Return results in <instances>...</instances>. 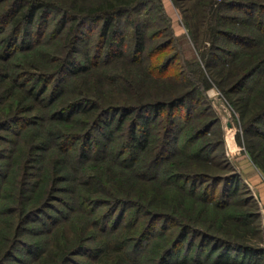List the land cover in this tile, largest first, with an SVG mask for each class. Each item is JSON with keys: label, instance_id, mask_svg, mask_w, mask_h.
<instances>
[{"label": "trees", "instance_id": "obj_1", "mask_svg": "<svg viewBox=\"0 0 264 264\" xmlns=\"http://www.w3.org/2000/svg\"><path fill=\"white\" fill-rule=\"evenodd\" d=\"M144 1L0 0V102L7 97L11 98L5 105L7 106L5 111L0 109V130L11 131L15 138L21 140L22 130L15 129L20 123L38 124L40 120L46 118L63 124L61 129L48 131L49 145L46 144V140L38 144L31 143L23 146L22 152L17 154L15 151L11 156L16 157L18 161L24 154L19 168V172L21 171L19 187L15 195L18 205L12 210V213L16 212L14 216L19 221L17 229L19 235L16 239L18 240L22 234L20 228H24L29 220L38 214H46L51 205H46L44 202L49 198L51 191L59 190V182L66 180V178L53 177L48 186L43 184L40 187L41 190L37 194L27 193L30 185L35 184L34 189L39 185L38 182L31 181L26 160L39 162L42 160L40 150H47L51 145L63 159L71 161V158H74L80 163L75 171L78 174V184L81 185L84 194L82 193L76 202L80 210L92 217L93 226L97 228L99 224L100 232H105L108 221L112 219L111 225L121 226L113 233V241L103 238L97 240L95 233L90 232L86 236L79 234L72 243L66 244L67 248L62 247L63 244L55 243L58 247L54 252H51L49 246H52L55 235L46 241L49 242L47 248L38 246L34 250L27 245L25 247L29 254L40 253V256L34 257L35 260L29 264H70L76 260L75 255H82L86 259L85 262H78L79 264L93 260L101 264L104 260L109 264H139L140 261L136 256L138 251L148 242H152L153 245L160 244L161 242H156L160 238H166L164 240L166 242L160 245L159 250L154 246L149 250V253L155 255V258H150L152 264H186L192 248H195V264H252L251 262L264 260V227L256 221L261 219V211L256 205L258 202L250 187L242 183L241 175L229 173L207 176L203 171H199L195 173V182L187 181L185 176L179 173L160 175L159 166L165 162L169 154L171 155L170 150L174 149L177 142L173 110L177 105L187 102L184 95L165 99L148 93L144 99L143 91L131 92L124 88L121 82L117 84L115 93L109 92V98L113 99L110 101L103 99L100 94L90 93L87 89H79L78 95L75 96L68 93L58 101L56 100L58 94L52 93L63 85L69 76L97 68L105 61L120 56L122 59L129 58L130 62L138 63L142 59L149 61L154 54L164 50L168 45L167 42L158 45L155 51L148 50L145 30L148 25H140L137 19H130L129 22L133 24L134 44L130 54L125 52V41L130 33L119 26L118 17L124 10L139 6L145 3ZM214 2L217 3L216 5L223 4L242 10L240 13L245 16L230 15L226 25L212 26L211 37L221 34L248 44L249 47L251 46L250 50L261 48L260 40L264 35V0H215ZM52 13L59 14V18L54 31L48 33L59 36L61 42H66L64 45L68 47L64 54L54 56L51 60L54 72L37 65L32 66L33 69H25L21 66L13 75L2 62L10 61L20 50L32 49L36 47L34 44L41 43L45 33L44 25ZM88 22H94L97 26L98 42L92 45V49L83 51L84 59L80 61L75 54L81 50L80 40L86 34L84 26ZM32 35H36V43L26 46L25 42L30 41L31 39L28 38H32ZM214 48L223 54L226 53L222 45L215 44ZM244 54L242 51L241 55L235 56L227 67L232 76L235 74L230 71L232 68L238 67L239 71L242 70L238 79L231 81L229 92L242 89L257 72L264 74V51ZM174 59H176L175 55L167 60L163 59L162 62L160 59L154 62L157 65L154 69L155 77L159 78L158 81L160 80L161 83L171 78V75H163L162 72ZM223 69L225 68L220 67L216 70L215 74L218 77L213 79L219 87L227 78L222 74ZM205 79L206 77L200 72L197 84L202 85L204 89L211 85ZM220 88L222 89V86ZM51 93L49 101L53 103L54 108L49 111L50 113H46L49 103L43 104V101ZM247 97L252 98L246 101L245 105H241L243 115L246 112H255L253 105L262 103L257 108V112H260L257 113L254 121H250L251 123L247 125L245 123V131L248 133L256 122L264 118V75L258 79L257 85ZM15 98L18 100L13 102ZM42 112H45V117L40 116ZM215 122L216 119H210L196 127L194 137L199 138L206 134ZM66 123L75 125L67 129L64 125ZM96 131H103V139H113L117 142L118 162L113 161L104 168L102 165L93 166V161L103 152V149L99 150V144L102 145V142L95 135ZM252 132H255L251 134L257 138L248 139L251 158L264 175V157L261 156L264 148L256 149L258 144L263 143L264 133L258 130ZM139 153L154 156L153 164L149 167L152 173L142 174L138 168H135ZM195 155L202 158L199 152H195ZM82 160L85 161L81 162ZM142 166L144 167V163L139 169ZM125 167H129V173L120 170ZM115 171H118V174ZM9 173V171H0L1 178L5 177L7 183L10 182ZM123 176H125L124 180ZM109 180L110 186H108ZM155 181L176 187L186 192L188 197L195 198L200 211L198 214L201 213L198 217V225L184 221L181 215L174 211L164 209L165 203L162 198L154 199L152 202L144 199L141 192L148 190V185L154 184ZM3 183L4 181L0 183L1 190H8L6 185H2ZM198 185L203 187L200 189ZM65 203L67 204V201ZM236 204H241L246 209L237 214H229L233 225L225 222L226 224L216 223L213 226L211 219L207 221L205 216L211 214L209 211L211 208L227 209ZM192 232L195 234V239L189 237L190 239L185 242L188 233ZM108 238L110 240L111 235H108ZM91 241L96 243L92 244ZM17 248L16 244H12L4 256L8 259Z\"/></svg>", "mask_w": 264, "mask_h": 264}, {"label": "rangeland", "instance_id": "obj_2", "mask_svg": "<svg viewBox=\"0 0 264 264\" xmlns=\"http://www.w3.org/2000/svg\"><path fill=\"white\" fill-rule=\"evenodd\" d=\"M214 1L215 0H145V3L139 6H133L130 9L124 10L118 18L120 20L119 26L130 33L125 41L126 54L131 53V48L134 44L132 38L133 24L129 22L130 19H137L140 25H148L145 28L147 31L148 50L155 51L158 45L167 42L168 45L164 47V50L154 54L149 61L142 59L139 61L140 63L138 62L139 64L137 62H130L131 60L128 57V59H122V56L113 58L110 61H105L99 64L97 68L69 76V78L63 82V85L59 86L57 90L52 93L58 94L56 99L58 101L68 93L69 95L75 96L78 95L79 89H87L90 93L100 94L103 96V99L110 101L113 99L109 98V92L115 93V90L118 88L117 84L121 82L124 84V88H127L131 92L143 91L144 99L147 97L148 93L153 94L154 97H163L165 99L184 95L185 98H187V102L177 105L173 110L175 131L178 136L177 142L175 143L176 148L174 147V149L170 150L171 155L169 154V156L165 158V162L159 166V170H161L160 175L179 173L184 175L187 181L193 180L195 182V173L199 171H203L207 176L238 173L241 175L242 183L244 182L248 186V183L245 181L246 177L244 176L242 167L249 161L255 165L251 158L252 152L251 148L248 146V139L257 138V136L251 134L255 133L252 131L258 130L264 133V118L256 122L253 128L247 133L245 127L248 123L254 121L257 113L260 112H257V108L262 103L256 106L253 105L252 108L255 109V112H246L244 115L241 112V105H245L246 101H250L252 97L249 99L247 94L252 92V88H255L258 79L264 74L263 72H257L245 83L242 89L236 92H229L228 89L231 85V81L237 80L242 70L239 71L238 67L232 68L230 71L235 73L234 76H232L227 67H229V63L235 56L242 54V51L245 53L244 55H249V52L253 53L258 50H262L263 52L264 35L261 36V48H258V50H250L251 46L249 47L248 44H244L221 34L211 37L212 26L214 27L216 24L226 25L230 15L239 17L245 16L240 13L242 10L230 8L228 5L223 4L216 5L217 3ZM58 18L59 14H50L47 19L48 22L44 25L45 33L42 36L41 43L37 44L36 35H32V38H28L31 40L26 41L25 45L29 46L34 42L36 43L34 44L36 47L24 51L20 50L16 53L17 56H13L10 61H3L2 63L6 66V69L11 71L14 75L16 71L20 70L21 66L25 69H33L32 66L37 65L54 72V70H52L53 64H51V60H53L54 56L64 54L68 49L66 44L64 45L66 42H61L59 36L49 34L54 31ZM84 30L86 34L83 39L80 40L81 50L79 52L77 51L75 54L76 58L80 61L84 59L83 51L91 48L92 45H96L97 41V26H95L94 22H88L84 26ZM215 44L222 45L226 53L223 54L217 51L216 48H214ZM173 55L176 56V59H174L162 72L163 75H171V78L161 83L160 80L158 81L159 78L155 77L156 71L154 69L157 65L154 64V62L157 59H160L162 62L163 59L167 60ZM157 56L159 58H157ZM220 67L225 68L222 74L227 77L220 84L222 89L220 88L221 86L219 87V84L213 80L218 77L215 72ZM200 72L206 77L205 80L211 83V85L205 89L202 85L200 86L197 84L198 74ZM219 74L222 75L221 73ZM122 79L128 81L124 82ZM52 93L43 101V104L49 103L46 113L54 108L52 106L53 103L49 101ZM258 93L260 94V91ZM10 100L11 98L7 97L4 101L0 102V109L2 111H5V108H7L5 105H7ZM15 100L17 101L18 99L15 98L13 102H15ZM44 113L45 112H42L40 116L45 117L46 114ZM210 119H216V122L210 127L206 134H203L199 138H195V128H198L201 124ZM64 125L69 129L68 127L75 124L66 123ZM62 127L63 124H60V122L50 121L46 118L40 120L38 124L20 123L16 125L15 129L22 130V136H20L21 140L15 138V136L10 133L11 131L4 129L0 130V137H3L0 139V155H3L0 157V171L10 172L8 175L10 177L9 183L6 182L7 180L5 177L3 179L0 176V183L4 181L2 185H6L8 188V190H1L0 188V264H29L33 262L37 256H40V253L37 255L29 254L25 246L30 245L34 250H36L38 246H46L45 248H47V243L49 242L46 241H48L52 235H55L53 240L54 243L52 242V246L50 245L49 249L52 250L51 252H54L58 247L55 243L58 242V244H63L62 247L67 248L66 244L69 245L72 243L79 234L86 236L89 235L90 232H93L97 240L103 238L107 241H113V233L121 227L111 225L112 223L110 224V222H112L113 219L108 221V227L105 232H100L99 224L97 228L93 226L92 217L80 210V206L76 202V199L80 198L82 193L84 194L80 188L81 185L78 184V174L75 171V169H78L80 163L74 158H71V161L65 158L63 159L62 155L56 153L54 150L55 147L51 145L48 146L49 148L47 150H40L39 154L42 155V160L39 162L35 163V161L30 159L26 160V167H28L30 171L29 177L31 181L38 182L39 185L35 189V184L30 185L27 193L29 195H32V193L37 194V192L41 190L40 187L43 184L48 186L53 177L60 179L66 178V180L60 181L58 184L59 190L54 192L51 191L49 198L44 202L46 205H51V207L47 209L46 214H38L29 220L23 226L24 228H20L22 234L19 236L20 238H18V240L16 239L19 235V232H17L19 221L18 218L14 216L16 212L14 211L12 213V210L13 207L18 205L15 195L19 187L21 177L19 168L20 163L24 159V154L18 161L16 157L11 156L15 151H17V154L18 152H22V150H24L23 146L25 145L42 143L44 140H46V144L50 143L48 131L53 132ZM229 133H232L235 143L228 141L227 137ZM103 134V131L95 132V135L101 139L102 145L99 144V150L103 149V152L99 153V158L95 159L92 163L93 166L102 165V168L107 164H112L113 161L118 162L117 159L119 156V145L117 142L113 139H103ZM234 145L235 148L231 149L230 146ZM263 148L264 141L262 144L256 146V149L259 150H263ZM9 149L11 151H9ZM195 152H199L202 158L197 157ZM152 156V154L148 155V153L146 155L139 153L137 158L138 164L135 168H138V171H141L142 174L152 173L149 169L154 161V156ZM261 156L264 157V153ZM84 161L82 160L81 162ZM139 161L141 162L139 163ZM143 163L144 167L142 166L141 169H139V166L141 164L143 165ZM128 169L129 167H125L124 169L120 168V170L125 173H129ZM258 170L264 182L263 172L259 168ZM115 173L118 174V171H115ZM123 177L124 180L125 176ZM110 182L109 180L108 186L111 185ZM209 184L204 185L208 186ZM148 186V190H143V192H141L146 201L152 202L154 199L162 198L165 203L164 209L174 211L180 214L184 221L192 224L197 223L198 225V217L201 213L198 214L200 211L195 198L188 197L185 194L186 192H182L176 187L164 185L156 181L154 184ZM197 187L201 189L203 186L198 185ZM252 193L257 199L258 204L256 205L258 209H260L261 201L255 190H253ZM240 198L241 195L239 199ZM66 201L67 204L65 203ZM243 209H246V207L241 204H236L232 208H222L220 210L211 208L209 210L211 214H207L205 217L207 221L210 219L212 220L213 226L216 223H230L233 225L232 218L229 214H237ZM261 216V219H257L256 221L257 223L260 222L262 227H264L262 213ZM161 222L162 220H160L159 223ZM108 235H111L110 240ZM189 237L195 239V234L193 232L188 233L185 242L190 239ZM165 239H158L156 242L161 243L156 245H153L152 242L146 243L144 248L140 249L136 254L140 261L139 264H152L150 258H155V255L149 253L150 248L154 246V248L159 250L160 245L166 242L164 241ZM90 243L95 244L96 241H91ZM12 244H16L18 248L15 253L7 259V256H4V254L12 247ZM83 257L82 255H75L74 259L76 260L73 261L74 263L72 262L70 264H79L78 262L80 261L85 262L86 259ZM187 260L188 262L186 264H195V248L190 249ZM102 263L109 264L106 260L102 261ZM251 263L264 264V260H257ZM82 264L101 263L93 260L92 262L87 261V263Z\"/></svg>", "mask_w": 264, "mask_h": 264}, {"label": "crops", "instance_id": "obj_3", "mask_svg": "<svg viewBox=\"0 0 264 264\" xmlns=\"http://www.w3.org/2000/svg\"><path fill=\"white\" fill-rule=\"evenodd\" d=\"M242 168L244 171V176L247 179V180L245 179V181L248 183V186L251 188L252 191L253 190L256 191L258 198L261 201L260 209L264 221V182L261 176L259 175L260 171L255 165L250 163V161L245 163Z\"/></svg>", "mask_w": 264, "mask_h": 264}, {"label": "bare ground", "instance_id": "obj_4", "mask_svg": "<svg viewBox=\"0 0 264 264\" xmlns=\"http://www.w3.org/2000/svg\"><path fill=\"white\" fill-rule=\"evenodd\" d=\"M227 139H228L229 142L232 141L233 143H235L234 140H233L232 133H229V134H228ZM230 148H231V149H234V148H235V145H234V146H230Z\"/></svg>", "mask_w": 264, "mask_h": 264}]
</instances>
